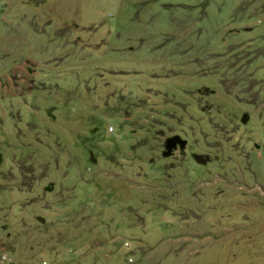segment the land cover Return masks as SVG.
<instances>
[{"label":"rangeland","instance_id":"rangeland-1","mask_svg":"<svg viewBox=\"0 0 264 264\" xmlns=\"http://www.w3.org/2000/svg\"><path fill=\"white\" fill-rule=\"evenodd\" d=\"M0 153V264H264V0H0Z\"/></svg>","mask_w":264,"mask_h":264},{"label":"water","instance_id":"water-1","mask_svg":"<svg viewBox=\"0 0 264 264\" xmlns=\"http://www.w3.org/2000/svg\"><path fill=\"white\" fill-rule=\"evenodd\" d=\"M205 87H202L200 89V92H202V90H205ZM245 118L242 117V120H244ZM186 141L185 139H181L178 135H172L171 137H168L166 139V149L170 150L171 147L175 146V144H177L178 148L180 150H182L184 148ZM193 158L197 161L200 162H205L208 159V156L206 155H201L198 153L193 154ZM2 161V157H1V153H0V163Z\"/></svg>","mask_w":264,"mask_h":264},{"label":"flooded vegetation","instance_id":"flooded-vegetation-1","mask_svg":"<svg viewBox=\"0 0 264 264\" xmlns=\"http://www.w3.org/2000/svg\"><path fill=\"white\" fill-rule=\"evenodd\" d=\"M178 147V146H177ZM178 150H180L179 148H178ZM183 150V149H182ZM192 153H193V151H191Z\"/></svg>","mask_w":264,"mask_h":264}]
</instances>
